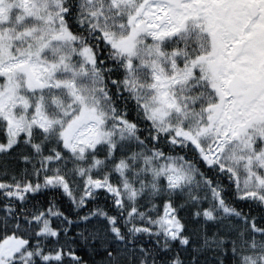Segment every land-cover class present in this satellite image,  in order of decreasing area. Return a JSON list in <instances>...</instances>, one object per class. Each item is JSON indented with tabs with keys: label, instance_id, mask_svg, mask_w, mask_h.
I'll list each match as a JSON object with an SVG mask.
<instances>
[{
	"label": "snow or ice",
	"instance_id": "6c2138e0",
	"mask_svg": "<svg viewBox=\"0 0 264 264\" xmlns=\"http://www.w3.org/2000/svg\"><path fill=\"white\" fill-rule=\"evenodd\" d=\"M0 264H264V0H0Z\"/></svg>",
	"mask_w": 264,
	"mask_h": 264
}]
</instances>
